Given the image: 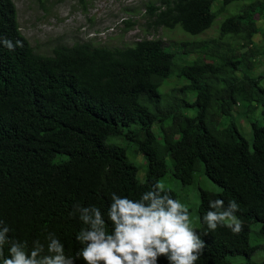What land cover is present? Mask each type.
I'll return each instance as SVG.
<instances>
[{
  "label": "trees",
  "instance_id": "1",
  "mask_svg": "<svg viewBox=\"0 0 264 264\" xmlns=\"http://www.w3.org/2000/svg\"><path fill=\"white\" fill-rule=\"evenodd\" d=\"M148 15L149 27L191 36L223 21L217 37L181 43L180 53L191 59L177 68L176 53L161 39L122 48L80 42L46 56L22 34L13 0H0V40L23 44L9 50L0 42V221L9 239L27 241L30 250L35 240L46 246L51 232L74 256L83 227L78 213L69 215L74 206L95 205L107 218L113 192L138 199L168 173L170 157L184 184L203 166L221 187L200 190V227L193 230L205 247L195 264H233L230 256L260 248L251 243V225L260 223L264 235V124H251L250 144L234 120L221 122L241 103L262 104L264 118V74L252 75L254 59L264 56V0H160ZM174 72L188 84L167 99L160 88ZM111 137L125 138L145 156L143 181L127 148L109 143ZM215 199L239 205V234L225 226L210 230L203 221ZM157 264L169 262L161 256Z\"/></svg>",
  "mask_w": 264,
  "mask_h": 264
},
{
  "label": "rangeland",
  "instance_id": "2",
  "mask_svg": "<svg viewBox=\"0 0 264 264\" xmlns=\"http://www.w3.org/2000/svg\"><path fill=\"white\" fill-rule=\"evenodd\" d=\"M16 5L21 32L29 41L36 53L52 56L56 47L60 45L73 46L76 43L92 41L96 45L110 48H122L133 45L144 39H161L166 42L170 50L176 53V68L190 61L191 57L181 54L180 45L190 40L210 39L219 35V26L223 17L216 20L214 26L199 36H191L181 28L173 30L164 27H149L151 18L148 15L149 6L160 5V0H13ZM126 21L134 26L127 30ZM264 27V22L260 23ZM262 35L255 37L256 44H262ZM255 69L252 75L264 74V56L258 55L254 59ZM240 70L238 75H242ZM188 81L179 78L177 72L166 80L160 88L161 95L169 96L174 89L181 88ZM264 88V80L262 81ZM264 96V95H263ZM191 94L188 95V100ZM169 99L168 97H166ZM264 101V97L260 102ZM258 109H255L257 108ZM263 105L258 102L241 103L233 110L234 117H224L221 125L230 120L236 122L240 133L250 144L253 142L251 124H264L262 115ZM194 116L195 110L186 112ZM157 127L155 131L157 132ZM109 143H116L127 148L129 161L139 168V178L145 179L148 170L147 161L143 154L136 150L125 138L111 137ZM66 156H62L63 159ZM168 173L160 182L173 190L177 199L189 210L192 227H200L199 208L201 203L200 190L219 193L221 187L213 182L204 172L202 166L195 173L191 184H184L175 177L172 160L167 158ZM251 243L260 248L251 256H230L228 260L233 264H256L264 261V235L260 233L261 224L251 225Z\"/></svg>",
  "mask_w": 264,
  "mask_h": 264
},
{
  "label": "clouds",
  "instance_id": "3",
  "mask_svg": "<svg viewBox=\"0 0 264 264\" xmlns=\"http://www.w3.org/2000/svg\"><path fill=\"white\" fill-rule=\"evenodd\" d=\"M0 42L9 50L23 47L8 39ZM203 221L210 230L218 226L229 228L234 234L243 229V221L236 216L239 205L235 200L224 205L221 199L209 201ZM79 214L83 227L76 235L80 247L75 255H66L64 244L54 233H47L45 243L35 240L31 249L27 241L9 239V228L0 221V261L2 264H157L165 257L169 264H195L205 247L193 230L189 210L173 199L163 182L157 181L141 194L130 199L113 192L107 213L95 205L74 206L70 216ZM111 226V231H109ZM8 244V255L4 245Z\"/></svg>",
  "mask_w": 264,
  "mask_h": 264
}]
</instances>
